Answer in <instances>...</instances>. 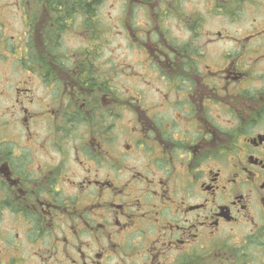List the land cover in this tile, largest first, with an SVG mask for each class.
<instances>
[{
  "label": "flooded vegetation",
  "instance_id": "af4514ba",
  "mask_svg": "<svg viewBox=\"0 0 264 264\" xmlns=\"http://www.w3.org/2000/svg\"><path fill=\"white\" fill-rule=\"evenodd\" d=\"M115 1L0 0V264H264V0Z\"/></svg>",
  "mask_w": 264,
  "mask_h": 264
},
{
  "label": "rangeland",
  "instance_id": "374dc122",
  "mask_svg": "<svg viewBox=\"0 0 264 264\" xmlns=\"http://www.w3.org/2000/svg\"><path fill=\"white\" fill-rule=\"evenodd\" d=\"M185 2V5L188 7V1L189 0H183ZM108 8L112 9L111 13L115 14L117 18H119L122 15V12H124L125 4L123 0H117L113 2L112 4H108ZM107 7L103 9L104 12L106 11ZM108 9V10H109ZM185 10V9H184ZM118 20V19H117ZM120 28H117L118 33ZM117 43H123V40L120 38H116ZM17 100V98L14 95H0V126L4 123H7L8 127H0L1 129V136H3L5 139H9L12 141H18L17 137L20 136L21 130L19 129L18 121L16 120V117H11L9 113H4L6 111L7 107H10L14 101ZM7 112V111H6ZM14 115V113H12Z\"/></svg>",
  "mask_w": 264,
  "mask_h": 264
}]
</instances>
